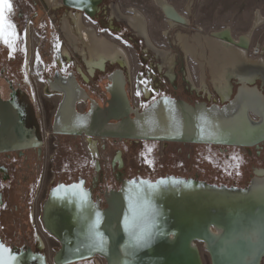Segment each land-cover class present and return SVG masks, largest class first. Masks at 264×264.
<instances>
[{
    "label": "flooded vegetation",
    "instance_id": "flooded-vegetation-1",
    "mask_svg": "<svg viewBox=\"0 0 264 264\" xmlns=\"http://www.w3.org/2000/svg\"><path fill=\"white\" fill-rule=\"evenodd\" d=\"M12 1L14 0H9V2ZM57 1H59L58 6L50 5L46 0L20 1L26 5H21L18 8L12 7V11L6 14L7 20L14 25L17 36L13 48L10 49L0 39V105L8 107L13 116L10 125L13 134L10 138L20 141L19 144L13 146H26V148L0 151V243L14 251H30L34 255H43L48 264H56L54 257L60 250V246L53 248L54 254L51 260L45 254L47 245L44 238L52 236L45 228L43 218L45 204L54 190L63 186L83 185L87 191L92 193L94 201H98L100 207L106 209L108 208L107 195L120 191L126 181L143 179L140 178L138 169L129 163L126 155L128 145H136L140 141L103 138L86 134H58L55 131V124L59 112L62 110L63 114L67 115V121L74 120L76 114L87 115L97 108L108 113L114 111L116 115L123 116L127 111L126 100L133 107L131 96L135 93H142L145 97L147 96V99H150L154 92H167L166 83L174 92L179 91L175 74L178 65L177 56L160 48L155 42L156 37L152 31L151 16L139 9L116 6L110 4L111 0H103L98 13L95 17H91L85 11L67 7L64 0ZM154 2L162 13L161 18L167 25V29L161 31L163 37H168L170 32L178 27L192 25L190 19L181 14L170 2L176 12L187 20L184 25L177 24L175 27H171L169 18L163 9L156 0ZM189 3L186 11L191 14V8L194 5L192 2ZM136 11L142 12L144 15L148 37L141 36L140 31L132 27L129 21L121 15L135 18ZM259 12L264 16L260 10ZM256 13L254 12L251 27L247 32L252 30ZM152 17L155 19L154 16ZM48 23L53 28L51 35H56L58 42L64 45L61 49L63 47L64 49L60 61L38 74L35 46L43 47L47 43L50 31ZM65 23L69 25L73 35L78 39L77 45H72L66 37L63 30ZM79 25L84 26L85 29L93 30V37H98L100 40L104 38V40L122 48L127 54V59L121 55L114 61L107 60L101 68H90L88 57L84 56L86 47L81 39L79 32L81 26ZM196 28L199 32L193 36L199 35L204 43L207 37L213 35V33H205L202 27L196 26ZM102 31H106L109 35H102ZM179 34L188 37L183 33ZM113 35L124 37L135 49L134 51L138 55L136 71L133 72V64L128 51L122 45L111 41ZM194 37L188 38L190 43L196 46V52L200 53L196 58L186 54L179 39L177 42H179L185 58L189 61L188 75L190 76L187 77V82L189 84L192 82L194 86L190 85L189 90L207 95L208 92L202 89V83L204 82L207 89V81L210 79L209 70L207 67L202 69L199 64L204 63L203 58L206 57L208 51L196 41L193 43ZM152 44L158 49L167 51L168 57H173L172 69L163 60L161 54L151 46ZM64 50L68 51V55L64 53ZM141 54L146 56L142 55L143 58H141ZM253 54L259 56L260 50L257 54L253 51ZM150 55L159 61L154 66L155 74L145 70V65L147 68L153 69L154 64L150 65L148 62L147 56ZM191 60L196 63L199 69L201 88L196 87ZM140 73L142 74L140 75ZM235 80L237 81V79ZM262 90L264 92V89ZM231 94L232 88L228 94L230 97L219 93L223 102L231 99ZM204 95V99H207L208 97ZM53 97H58L57 101L49 102L48 98ZM161 97L182 100L169 95H162L159 98ZM65 100L67 101L65 102ZM199 102L208 104L203 100ZM138 110L140 111V109ZM119 122L121 120L111 119L109 124H118ZM64 129L65 127L62 128V130ZM82 141L87 142V148L93 161L86 159L84 150L81 149ZM92 143L96 144L95 151L92 149ZM244 149L248 151L247 155L250 157L255 155L256 158H261L264 154V144L260 149ZM225 151L227 149H220L221 153ZM185 179L202 181L198 175ZM68 264H107V262L102 257H95Z\"/></svg>",
    "mask_w": 264,
    "mask_h": 264
},
{
    "label": "water",
    "instance_id": "water-1",
    "mask_svg": "<svg viewBox=\"0 0 264 264\" xmlns=\"http://www.w3.org/2000/svg\"><path fill=\"white\" fill-rule=\"evenodd\" d=\"M102 2L64 0L67 7L91 17ZM238 83L234 98L222 106L161 97L139 111L126 100L123 116L97 108L87 115L76 114L71 121L61 110L55 131L260 149L264 144V92L255 81ZM12 119L8 107L1 104L0 151L26 148L13 146L20 141L10 138ZM111 119L121 122L109 124ZM107 200L108 208L102 209L83 185L63 186L50 194L43 221L60 244L56 264L95 257H102L107 264H204L199 244L208 252L211 264L264 261V169H255L245 188L174 176L156 181L136 179L124 182ZM97 214L99 224L94 227ZM0 246V264H48L43 255Z\"/></svg>",
    "mask_w": 264,
    "mask_h": 264
},
{
    "label": "rangeland",
    "instance_id": "rangeland-1",
    "mask_svg": "<svg viewBox=\"0 0 264 264\" xmlns=\"http://www.w3.org/2000/svg\"><path fill=\"white\" fill-rule=\"evenodd\" d=\"M20 1L22 0H14L10 2L11 6L18 8L21 5H26V3H21ZM190 1L191 0H170L181 14L190 19L192 25L188 27H178L175 30H172L166 38L161 35V31L166 30L167 25L161 18L162 13L158 10L154 0L110 1V4L116 6L120 5L122 7H133L139 9L148 16H151L152 31L156 37L155 42L160 48L168 50L169 52H172L173 55L177 56L178 65L175 69V74L177 77L176 85L179 87V91L174 92L169 84L166 83L167 92H154L151 94L150 99H147L142 93H135L131 96V102L133 107L140 109V111L146 109L162 95L181 98L191 104L202 100L208 102L209 105L217 104L222 106L226 104L222 101L221 95L216 91L210 79L207 81V95L195 91L191 92L189 90L188 87L192 85L187 82L189 61L185 58L184 53L179 46V42H177V37L179 33L193 36L195 33L199 32L196 26L202 27L207 34L218 32L222 29V31H225V29L231 27L235 39L240 40L243 37L242 36L239 39L238 37L240 35L249 33L247 31L251 27L254 12L256 13L257 11L254 16V25H252L251 32L255 30V19H257L259 10L264 14V0H192L194 6L192 7L191 14L186 11L187 4ZM152 16H154L155 19ZM47 26L50 30L47 43L43 45V47L35 46L36 70H38V74L47 70L49 66L55 62L60 61L61 53L64 49V47L61 49L63 44L58 42L56 35H51V31L53 30L52 25L48 23ZM102 35L108 36L109 34L106 31H102ZM111 38V41L122 45L125 50L128 51L133 64V72L136 71L138 55H136L134 51L135 49L130 45L129 41H126L124 37L117 35H113ZM252 46L254 47L252 49L254 53L255 49L258 48V52L261 50L260 53L264 56V26L257 30ZM155 50L157 51L156 48ZM252 50H250V56L252 58H257L258 56H255ZM142 55L145 54H141V56ZM147 57L150 65L152 63L154 65L153 69L150 67L147 68L145 65V70L155 74L154 66L159 61L152 55ZM141 58H143V56ZM141 58L140 68L142 66ZM190 63L196 81V87L201 88V83L199 82V69L195 62L191 60ZM160 65H162V63H160ZM142 73H140V75ZM231 84V99H233L239 83L233 79L231 80ZM255 85L264 89V81L260 78L255 81ZM192 87L194 86L192 85ZM203 95L208 98L204 99ZM57 98L58 97L48 98V101H57ZM87 146V142H81V149L84 150L86 159L88 161H93V157L90 155ZM220 149H227V151L221 153ZM247 152L246 149L238 147H216L193 144L184 145L177 143L164 144L141 141L139 144L128 145L126 148V155L129 163L138 169L140 178L156 181L159 178L167 176L189 178L198 175L200 180L212 185L238 188H244L249 185L254 177V169H264V154L261 158H256L255 155L250 157L247 155ZM44 240L47 245L45 254L49 260H51L54 254L53 248L60 246V244L52 237H46ZM199 247L204 264H211L208 252L205 251L202 245L199 244Z\"/></svg>",
    "mask_w": 264,
    "mask_h": 264
},
{
    "label": "bare ground",
    "instance_id": "bare-ground-1",
    "mask_svg": "<svg viewBox=\"0 0 264 264\" xmlns=\"http://www.w3.org/2000/svg\"><path fill=\"white\" fill-rule=\"evenodd\" d=\"M156 1L157 4L163 9L165 14L167 15V18H169V24L171 25V27H175L177 24H186L187 20L176 12V9L170 3L169 0ZM46 2H48V4L50 5L55 4V6H58L59 1L46 0ZM190 2H192V0ZM121 15L129 21L132 27L140 31L141 36H147L145 18L142 12L136 11L135 18H131L130 16L129 18L123 14ZM263 18L264 16L258 12L257 19H255V30L251 33L249 32L247 34L242 35L243 37L240 40L235 39L231 28H228L225 31L221 30L218 32H214L213 35H210L204 40L205 43L203 42V40H201L199 35H197L196 37L192 36L194 37L193 43L194 41H196L197 43H199L200 46L203 47V49L205 48L208 51L206 57L203 56L204 63L199 64L200 67L202 69L204 67L208 68L211 83L216 88V90L225 97H227L231 91V80L233 79H237V81L240 82H254L258 78H260L264 81V56H262V54L260 53L257 58H252L249 53L250 50H252L253 40L257 30L264 26ZM67 23L64 24L63 30L69 42L72 45H75L78 39L73 35L71 28ZM83 27H79V32L81 35L82 42L86 47V55L84 56L88 57L87 61L90 68H101L107 60L114 61L115 59L120 58L121 55L122 57L124 56L127 59V54L122 48L107 40H104V38L103 40H100L98 37H93V30L88 28L85 29ZM188 37L180 35L178 39L186 54H190L191 56L196 58L200 53L196 52V46L190 43V39ZM151 46L157 49V52L161 54L163 60L169 65L170 69H172L174 65L173 57H168L169 54L167 51L158 49L153 44ZM77 47L78 46H76V48ZM66 50H64V53L68 55V51ZM202 51L204 52V50ZM257 52L258 48L255 49L256 54ZM201 76L200 78L202 79L203 76ZM190 83L193 84L192 82ZM203 83L202 89L208 92ZM92 149L94 151L96 150L95 143H92Z\"/></svg>",
    "mask_w": 264,
    "mask_h": 264
},
{
    "label": "snow or ice",
    "instance_id": "snow-or-ice-1",
    "mask_svg": "<svg viewBox=\"0 0 264 264\" xmlns=\"http://www.w3.org/2000/svg\"><path fill=\"white\" fill-rule=\"evenodd\" d=\"M12 11V6L9 0H0V39L3 40L4 44L7 45L10 49L13 48V44L15 43L17 36L15 33L14 25L11 24L7 20V13ZM99 224V215L97 214V226ZM3 246H0L2 249ZM4 251H8L7 249H3ZM2 259V257H0Z\"/></svg>",
    "mask_w": 264,
    "mask_h": 264
},
{
    "label": "crops",
    "instance_id": "crops-1",
    "mask_svg": "<svg viewBox=\"0 0 264 264\" xmlns=\"http://www.w3.org/2000/svg\"><path fill=\"white\" fill-rule=\"evenodd\" d=\"M243 35V34H242ZM242 35H240V36H242Z\"/></svg>",
    "mask_w": 264,
    "mask_h": 264
}]
</instances>
